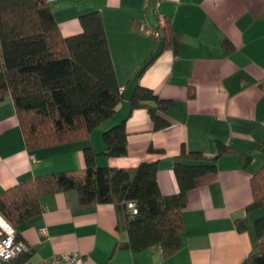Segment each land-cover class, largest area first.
<instances>
[{
    "label": "crops",
    "instance_id": "crops-1",
    "mask_svg": "<svg viewBox=\"0 0 264 264\" xmlns=\"http://www.w3.org/2000/svg\"><path fill=\"white\" fill-rule=\"evenodd\" d=\"M49 1L64 34L81 30V14L100 11L124 98L89 136L34 149L26 145L12 98L0 101V190L34 175L85 167L84 148L103 151L104 130L121 120L127 153L99 154L97 163L135 166L156 160L164 194L180 190L174 165L183 151L214 155L222 142L250 161L245 165L239 152L226 153L215 160L214 170L195 178L183 210L182 245L168 256L155 247L116 248L127 232L117 229L112 203L74 210L64 193L44 195L43 212L19 225L33 248L27 263L78 249L82 264H240L258 241L255 222L264 214V207L246 211L251 177L264 164V0ZM160 17L181 36L178 54L143 29L154 30ZM154 52L140 75V65ZM138 82L171 100L161 112L169 120L166 127L154 128L146 107L131 106ZM242 216L245 230L236 225ZM0 223L10 226L1 212Z\"/></svg>",
    "mask_w": 264,
    "mask_h": 264
},
{
    "label": "trees",
    "instance_id": "trees-1",
    "mask_svg": "<svg viewBox=\"0 0 264 264\" xmlns=\"http://www.w3.org/2000/svg\"><path fill=\"white\" fill-rule=\"evenodd\" d=\"M81 30L64 34L49 0H0V101L10 96L29 149L50 146L87 137L104 120L112 117L124 94L116 71L99 10L80 15ZM154 31L176 54L181 36L164 18ZM226 48L230 44L226 41ZM151 53L140 65L139 74L155 59ZM192 92V91H191ZM132 107L148 109L154 128L166 127L169 120L161 112L171 100L138 82L130 95ZM125 120L103 132L105 149L84 148L85 167L34 175L0 190V212L23 239L19 225L38 217L44 209L42 197L62 192L74 210L112 203L116 227L127 239L116 248L139 251L161 249L165 256L182 245L183 210L187 191L195 178L216 168L215 160L226 153L239 152L220 142L214 155L183 151L174 169L180 185L176 193L164 194L158 185L156 160H143L135 166L99 165L96 157H119L128 151ZM244 164L250 156L239 152ZM185 159L190 161H185ZM253 197L246 211L264 207V164L251 177ZM133 200L138 213H132ZM258 241L240 264H264V214L256 219ZM245 230L247 216L236 219ZM29 247L0 264H27Z\"/></svg>",
    "mask_w": 264,
    "mask_h": 264
},
{
    "label": "built area",
    "instance_id": "built-area-1",
    "mask_svg": "<svg viewBox=\"0 0 264 264\" xmlns=\"http://www.w3.org/2000/svg\"><path fill=\"white\" fill-rule=\"evenodd\" d=\"M164 21L163 17H160V24ZM143 29L149 33H157L156 31L143 26ZM128 208L132 213H138V207L133 200L128 201ZM41 233L45 232V229H40ZM29 247V243L24 239H16V233L14 229L9 225L0 223V259L8 260L18 253L26 250ZM84 261L83 254L74 249L66 251L64 253H56L45 258L40 264H82ZM27 264H30L29 262Z\"/></svg>",
    "mask_w": 264,
    "mask_h": 264
}]
</instances>
